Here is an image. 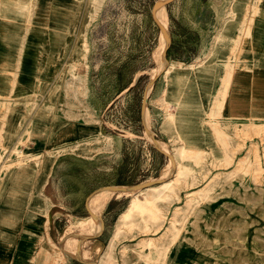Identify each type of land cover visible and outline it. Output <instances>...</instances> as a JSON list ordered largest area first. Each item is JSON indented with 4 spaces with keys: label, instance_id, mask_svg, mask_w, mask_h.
<instances>
[{
    "label": "rangeland",
    "instance_id": "1",
    "mask_svg": "<svg viewBox=\"0 0 264 264\" xmlns=\"http://www.w3.org/2000/svg\"><path fill=\"white\" fill-rule=\"evenodd\" d=\"M56 1L67 23L62 43L34 21L18 76L7 74L14 69L0 71V97L20 116L18 137L26 127L25 136L12 145L0 141V195L10 171L25 166L40 171L42 163L57 161L49 192L61 206L53 207V213L67 218V223L55 222L52 239L41 229L24 264H264V88H248L245 76L251 71L245 60L252 49L249 27L255 26L264 0H177L162 10L159 20L171 37L168 61L201 53L203 61L197 64L212 58L223 64L221 69L218 65L219 89L211 103L217 113L210 110L204 118L193 110L194 89H178L186 79L173 68L166 88L158 78L157 88L146 95L145 125L141 92L168 62L163 59L167 40L150 13L159 0ZM234 6L233 22L227 11ZM226 15L234 36V46L227 49L221 38ZM232 50V57L221 63ZM6 51L8 45L0 39V63ZM37 62L45 64L39 86L33 72ZM230 63L240 67L223 107L220 89L228 87L223 79L235 70ZM174 103L186 106L179 116L169 115L163 106ZM251 115L260 120H246ZM148 137L173 152V161ZM40 138L38 148L45 149L35 151L32 140ZM171 173L164 179L173 181L171 188L154 194L148 202L151 211H134L125 219L131 195L123 190L108 193L114 195L104 210H95L98 195L91 202L94 209L89 207L105 185L127 186ZM96 187L86 205L89 213L101 215L104 229L100 221L94 231L89 225L81 229L90 219L84 218L82 198ZM137 197L149 198L145 193ZM38 209L46 218L45 204ZM62 224L67 227L61 237ZM19 243L12 248L14 256ZM13 244V236L0 230V247ZM43 245L50 247L47 255ZM69 247L75 253L64 250ZM57 253L63 259L55 263ZM6 262L0 253V264Z\"/></svg>",
    "mask_w": 264,
    "mask_h": 264
},
{
    "label": "crops",
    "instance_id": "2",
    "mask_svg": "<svg viewBox=\"0 0 264 264\" xmlns=\"http://www.w3.org/2000/svg\"><path fill=\"white\" fill-rule=\"evenodd\" d=\"M33 3L34 2H32V0L28 2L18 0H0V39L8 45V51L3 53L1 57L2 62L0 63V71L7 73L9 70L14 69L12 73H7L11 77L14 76L16 78L18 76L17 71L21 64V60L24 57V40L30 25L34 21H38L48 32H51L56 38H58L59 40L57 42L60 43H62L60 39L61 36L65 34L67 30L66 17L58 11L56 0H37V2L35 1L36 5H33ZM260 3L264 6V3ZM262 5L259 4L255 7V13L259 12V9L262 7ZM30 8H32V13L29 16L28 14ZM234 8L235 6L227 11V13L231 15V20L233 22ZM157 11L161 16L162 10H160L159 13V6L157 7ZM226 18L227 15L223 17L222 26H226L222 29L221 38L222 44L225 45L227 49L228 46L233 45L234 36L232 28L229 27V24H226V22H228ZM219 34L220 33H218V35ZM218 35L216 36V39L219 38ZM249 43L252 49L247 53L245 58V60L248 62L249 69H251V71L247 72L245 75L250 81L248 88H264V9H262L261 14L256 18L255 26H252L251 24L249 27ZM166 47L167 45L165 46L164 52ZM52 51L53 50H50L47 55L50 56ZM232 52L233 50L230 52L231 56H228V53H226L225 59H222L220 62L224 63L228 58L232 57ZM199 54L201 53L195 54L192 58H188L186 56L171 58L165 63L161 76L159 75V79H163V89H165L166 75L171 72V69H176L179 73V76L185 77L186 79L185 87H183L182 83H179L178 89H194L195 101L197 104L193 106V110L199 112L201 117L205 118V115L208 114L210 110L211 112L217 113L216 108L211 107V103H213V99L217 96L219 89L218 69L219 67L221 69L223 64L216 62L213 58L209 60V62L206 60L202 64H197L200 61L202 62L204 58L203 55L199 56ZM216 57L219 56L216 55ZM25 65L28 66L27 63H25ZM229 65V69H235L232 63ZM239 67L234 70L231 76L223 107L226 105L230 86L234 81V78L237 74L236 72L239 71ZM44 68L45 64L41 62L34 64L33 72L36 75L35 86L40 85L42 79L40 73ZM157 83L158 82H155L153 84L151 90L157 88ZM220 92L223 95V89H220ZM0 99V105L6 103L7 101L6 97H0ZM163 106L165 110L168 111L167 113L169 115L175 114V116H179V112H182L186 109V106H183L181 103H174L172 106L167 105V107L165 105ZM169 111H171V113ZM38 115L42 116L41 110ZM19 117L11 118V112L6 113L5 116L0 115V141L5 144L7 143L8 145H12L19 138L25 136L24 130L26 127L22 130L18 137L19 131L17 126L19 124ZM248 119H258V116L251 115L250 117H247L246 120ZM32 143L34 144L35 151H42L45 149V147L41 149L38 148V144L42 143L41 138L33 139ZM56 163L57 161L49 163L48 165L42 163L40 171H38L37 168L25 166L19 167L15 169L13 173L10 171V173L7 174L6 180L3 183V186L5 184L6 185L0 195V230L12 235L14 238V244L9 249L0 247V253L2 256L6 255L8 257V262L5 264H24V260L29 253V247L32 244L33 239L37 238L42 230L44 235L48 234L52 239L54 230H56L55 222L59 223L63 220L65 223H67V218L65 215L57 216L53 213V207L57 206L60 209L61 206L56 201H53L55 199L52 198V195L49 192V184L51 182V177L53 175ZM37 189L39 191H37ZM41 191H45V193H42ZM100 193L98 194L97 198H99ZM113 195L114 193L106 198L105 207ZM48 200L50 202L49 205L46 203ZM41 204H45L46 206V218L41 212H39L38 207ZM95 205V210H99L98 199H96ZM84 218H90L88 221L92 220V218L89 216ZM96 225L97 222L89 226L94 229ZM58 226L59 224H57V227ZM66 227L67 226L64 224L61 225V230L58 231L61 237L66 232ZM86 227L87 226H82L81 229H85ZM67 238L69 239V243L72 238ZM18 240L20 243L17 251H15L16 255L14 256L12 248L18 243ZM51 244L54 245L53 243ZM43 250L44 254L47 255V253L50 251V247L43 245ZM63 254L65 255L64 251ZM19 255L23 256V258H20ZM59 257L60 259H63L62 253H57V256L54 257L53 260L55 263ZM15 258L18 259L16 262ZM26 264H29V262H26Z\"/></svg>",
    "mask_w": 264,
    "mask_h": 264
},
{
    "label": "bare ground",
    "instance_id": "3",
    "mask_svg": "<svg viewBox=\"0 0 264 264\" xmlns=\"http://www.w3.org/2000/svg\"><path fill=\"white\" fill-rule=\"evenodd\" d=\"M157 7H158V4L156 5V8H155L156 10L155 11H156V18L160 22V20H159V14H158V11H157ZM159 13H160V10H159ZM161 35H162L163 40L166 41L167 40L166 36L162 32H161ZM84 45H85V43H84ZM16 60H17V58H16ZM231 76L232 75L229 72H227V74L225 75V77L223 79V85L228 86V84H229V82L231 80ZM147 93H148V91L146 92V95H147ZM222 93H223L224 99H226L227 89H223V92ZM8 110H10L9 104H7V103L5 104L4 103V105L0 106V115H4L5 116L6 113H9V112H7ZM10 112H11V118H16L17 116H19V114H16L14 111H11L10 110ZM35 133H38V131L35 130ZM155 143L160 144L159 142H155ZM173 155H174L173 152H172V155L170 153V156L172 157L171 158V161H173ZM170 172H172V171H170ZM171 181H172L171 179L170 180H164V179H162L157 184H148V185H146V183H145V184H142V185L139 186L141 188L127 190V191L126 190L125 191H120L119 190L120 192H127L129 195H131L130 196L131 197V200H130L128 206L126 207V209L124 210L122 216L126 219L127 217H130L134 213V211H137V212L151 211L150 206L148 204L149 200L154 197V194H157L158 196H161L163 193H165L167 190H169L171 188L170 187ZM112 190L113 189L108 188V187L101 189L98 193H96L94 196H92V198L89 201V207L91 209H94L92 207V203L91 202H92L93 198L95 196H97L101 192L100 195H99L101 197V200L98 201V205H99V210H104V208H105V200L107 198L108 193L111 192ZM140 193L147 194L149 196V198L146 199V200H144V201L141 200V199H139L137 197V194H140ZM96 222H97V225L95 227V229H96L98 227V225H99V220L92 219V220H89V221H85V222H83V225L82 226L92 225V224H94ZM79 226H81V225H79ZM95 229H93L91 231H94ZM90 233H92V232H90ZM64 250L65 251H68L69 253H74L75 252V250H72V248L71 249L70 248H67V249L64 248Z\"/></svg>",
    "mask_w": 264,
    "mask_h": 264
},
{
    "label": "water",
    "instance_id": "4",
    "mask_svg": "<svg viewBox=\"0 0 264 264\" xmlns=\"http://www.w3.org/2000/svg\"><path fill=\"white\" fill-rule=\"evenodd\" d=\"M177 0H168V1H164V0H159L158 2L154 3L152 6H151V9H150V13L152 15V18H153V21L156 23V25L158 26V28L161 30V32L166 36L167 38V47H166V50L164 52V55H163V59H165L166 61H168V54H169V51L171 49V37H170V34L167 30V28L165 27V25H163L161 22H159L156 18V5L158 4L159 6V10H166L168 9L169 7H171ZM159 78V74H155L154 76H152V78L147 82V84L144 86L142 92H141V97H140V103H139V110H140V117H141V121H142V124L145 125L146 124V117H145V98H146V92L151 89V87L153 86V84L156 82V80ZM144 133L145 135L148 136V133L146 132L145 128H144ZM149 138V137H148ZM149 141L159 150L163 151L164 153H166L167 155L170 156L169 153L165 152L157 143H155L153 140H151L149 138ZM172 158V157H171ZM172 175L169 174L168 176H165L164 178H146V179H143L139 182H136L134 184H130V185H127V186H117V185H112V184H108V185H105V187H108V188H111L113 189L115 192L116 191H119V190H123V191H127V190H131V189H135L137 187H139L140 185L142 184H145V183H155V182H158L162 179H166L168 177H170ZM99 187H96V188H93L91 189L90 191H88L87 193L84 194L83 198H82V208H83V211L84 213L91 217L92 219L94 220H99L100 221V227L104 229V221L101 217V215L99 214H91L89 213L88 209H87V205H86V200L87 198L93 194ZM97 262H95L94 264H96Z\"/></svg>",
    "mask_w": 264,
    "mask_h": 264
}]
</instances>
